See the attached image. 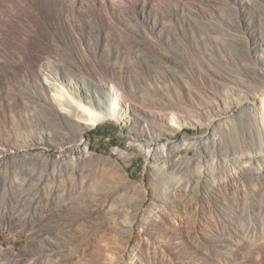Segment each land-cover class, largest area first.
Returning <instances> with one entry per match:
<instances>
[{"label":"rangeland","instance_id":"obj_1","mask_svg":"<svg viewBox=\"0 0 264 264\" xmlns=\"http://www.w3.org/2000/svg\"><path fill=\"white\" fill-rule=\"evenodd\" d=\"M263 72L264 0H0V264H264Z\"/></svg>","mask_w":264,"mask_h":264},{"label":"bare ground","instance_id":"obj_2","mask_svg":"<svg viewBox=\"0 0 264 264\" xmlns=\"http://www.w3.org/2000/svg\"><path fill=\"white\" fill-rule=\"evenodd\" d=\"M51 72L52 78L49 82L55 92L56 101L69 119L67 126L70 131L78 128L80 134H85L106 121L127 119L120 110V99L116 96L113 88H109L106 94H102L91 83H84L87 86L86 89L78 83L65 86L62 78L58 77V69L53 68ZM258 80L264 82V72ZM100 94L105 97H100ZM150 154L151 151L147 150V155Z\"/></svg>","mask_w":264,"mask_h":264},{"label":"trees","instance_id":"obj_3","mask_svg":"<svg viewBox=\"0 0 264 264\" xmlns=\"http://www.w3.org/2000/svg\"><path fill=\"white\" fill-rule=\"evenodd\" d=\"M97 134H99V135H100V134H101V132H99V133H97Z\"/></svg>","mask_w":264,"mask_h":264}]
</instances>
